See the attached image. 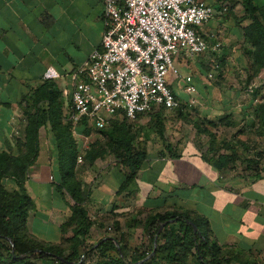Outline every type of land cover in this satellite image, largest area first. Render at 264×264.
<instances>
[{
	"label": "crops",
	"instance_id": "0c3cea01",
	"mask_svg": "<svg viewBox=\"0 0 264 264\" xmlns=\"http://www.w3.org/2000/svg\"><path fill=\"white\" fill-rule=\"evenodd\" d=\"M104 1L0 0V153L18 155L19 138L12 132L11 119L17 114L24 115L22 101L46 82L47 70L57 75L48 82L59 94L64 119L69 108L66 110L63 104L69 101L73 74L101 43ZM223 23L216 17L199 32L207 40L213 33L219 37ZM191 59L183 54L175 59L181 74L196 69ZM192 78L197 89L199 81L196 76ZM168 81L184 104L189 98L184 84L171 76ZM87 127L89 135L83 134L81 123L75 132L72 127L76 142V136L89 139L94 130L98 131L91 123L87 122ZM135 130L141 133L139 136L148 137L147 145L156 136L159 147L153 151L147 148L141 170L122 192L125 173L113 156L89 163L80 157L77 142L73 172L87 197L84 207L92 223L88 244H97L111 236L123 245L131 244L137 237L147 244L142 216L151 212L190 211L207 221L213 239L220 246L233 247L258 258L264 256L263 151L261 164L255 170L237 167L217 171L206 153H200L193 144L169 143L168 129L162 138L152 125L140 123ZM88 150L86 147L85 151ZM59 182L56 142L49 126H45L39 130L37 158L27 172L23 188L31 205L27 231L48 245L61 242V225L70 217L74 205L68 193L58 188ZM2 184L8 191L17 190L10 179ZM108 226L111 232H107Z\"/></svg>",
	"mask_w": 264,
	"mask_h": 264
},
{
	"label": "trees",
	"instance_id": "16d2710c",
	"mask_svg": "<svg viewBox=\"0 0 264 264\" xmlns=\"http://www.w3.org/2000/svg\"><path fill=\"white\" fill-rule=\"evenodd\" d=\"M222 2L217 0L218 5H222ZM242 7L250 21L244 30V38L254 48L253 67L262 68L264 24L260 20L264 21V8H256L251 0H242ZM21 106L24 109L25 128L23 138L17 140L18 155L0 153V264H264V259L260 260L251 253L217 244L207 221L190 211L146 214L142 228L148 236L147 244L141 243L139 247L123 245L113 236L89 245L87 239L92 223L84 207L87 197L81 192L73 172L78 155L77 142L72 125L63 121L59 94L46 81L32 90ZM162 111L149 114L151 125L160 138L164 133ZM177 113L182 114V110ZM254 113L255 121L251 129L264 136V105ZM122 118L107 129L98 130L103 141L92 143L84 156L85 160L93 163L112 155L125 173L121 192L141 170L146 160L148 142V137L139 136L141 133ZM80 123L84 127L83 134L89 135L86 119ZM45 126H49L56 142L60 172L58 188L65 190L74 202L70 217L61 225L63 238L54 245L44 244L29 235L26 222L31 205L23 188L27 172L37 158L39 130ZM195 126L198 136L209 139L206 155L212 167L217 171L242 167L237 165L242 159L236 147L240 143L236 142V146L233 142L219 143L217 147L211 132L215 123L204 120ZM222 149L225 153H220ZM245 164L244 168L248 171L255 170L251 168L257 163L247 160ZM5 179L12 180L17 190H6L2 184ZM164 223L165 226L159 231ZM134 224L138 223L135 221ZM67 233L70 235L65 238ZM155 239L157 247L154 255L146 260L153 252Z\"/></svg>",
	"mask_w": 264,
	"mask_h": 264
},
{
	"label": "built area",
	"instance_id": "2783aa9c",
	"mask_svg": "<svg viewBox=\"0 0 264 264\" xmlns=\"http://www.w3.org/2000/svg\"><path fill=\"white\" fill-rule=\"evenodd\" d=\"M216 4L217 0H105L101 43L73 74L64 122L74 130L86 119L102 130L115 114L134 124L155 111L193 107L197 92L193 78L181 74L175 59L219 52L217 33L207 40L199 32L226 13L225 4L221 13ZM170 76L184 84L189 96L184 104L173 93ZM56 77L54 71L44 74L46 81ZM11 122L13 134L21 138L24 115H14Z\"/></svg>",
	"mask_w": 264,
	"mask_h": 264
},
{
	"label": "rangeland",
	"instance_id": "374dc122",
	"mask_svg": "<svg viewBox=\"0 0 264 264\" xmlns=\"http://www.w3.org/2000/svg\"><path fill=\"white\" fill-rule=\"evenodd\" d=\"M251 1L256 8H264V0ZM224 4L226 13L219 15L224 22V27H219L221 30L219 52L190 57L194 58L190 61L196 65V69L193 73L186 74L196 76L199 81L194 96L195 105L190 109L184 107L182 114L162 112L165 120L164 133L169 130L166 131L169 143L174 144L178 141L181 145L190 143L198 148L200 153L205 154L209 139L203 135L198 136L195 125L204 120L211 121L215 123L211 132L215 136L216 146L218 147L219 143L233 142L234 145L236 142L240 143L235 145L242 157L237 165L244 167L246 161L250 160L257 163L251 168L256 169L261 164L260 157L262 151L264 152V136L260 135V137L251 126L255 121L254 112L264 105V67H253L254 48L244 38V30L248 28L250 21L244 13L242 0H223L222 6L215 5L218 13H221ZM260 21L264 24L262 19ZM249 89L253 92L249 93ZM63 106L68 110L69 101H65ZM117 115L110 119L106 129L116 121L123 120L121 115ZM150 118V115L140 116L130 125L134 129H137L140 123L150 126ZM22 126L24 127L25 124ZM91 134L89 139L76 136L82 158L86 147L89 149L91 143L103 141L97 131L94 130ZM153 137L155 138L147 145L149 151L159 147V140L156 136ZM219 151L225 153L224 149ZM145 218V216L141 217L142 222ZM140 244L141 240L137 237L128 246L136 248ZM259 259L263 260L264 256H260Z\"/></svg>",
	"mask_w": 264,
	"mask_h": 264
},
{
	"label": "water",
	"instance_id": "95a60500",
	"mask_svg": "<svg viewBox=\"0 0 264 264\" xmlns=\"http://www.w3.org/2000/svg\"><path fill=\"white\" fill-rule=\"evenodd\" d=\"M172 222H174V221H170L169 223H172ZM163 226H165V223L159 228V231L163 228ZM194 230H195V228H194ZM156 247H157V243H156V239H155L154 243H153V252L146 258V260L150 259L154 255Z\"/></svg>",
	"mask_w": 264,
	"mask_h": 264
}]
</instances>
